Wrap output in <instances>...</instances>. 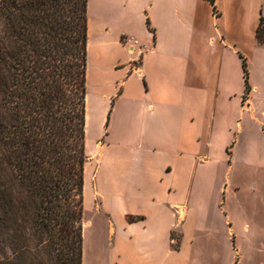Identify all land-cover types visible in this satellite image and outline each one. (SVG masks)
I'll list each match as a JSON object with an SVG mask.
<instances>
[{
  "label": "crops",
  "instance_id": "1",
  "mask_svg": "<svg viewBox=\"0 0 264 264\" xmlns=\"http://www.w3.org/2000/svg\"><path fill=\"white\" fill-rule=\"evenodd\" d=\"M260 17L264 0H88L87 32L93 19L98 32H117V45L128 34L145 47L136 73L137 47L133 54L127 47L108 117L110 142L92 179L99 206L93 211L109 226L108 264H202L195 244L200 235L210 242L217 228L227 239L229 264L237 263L235 240L248 224L196 198L211 194L218 165L232 170L231 142L244 112L236 32L255 35ZM120 125L122 146L113 136Z\"/></svg>",
  "mask_w": 264,
  "mask_h": 264
},
{
  "label": "trees",
  "instance_id": "2",
  "mask_svg": "<svg viewBox=\"0 0 264 264\" xmlns=\"http://www.w3.org/2000/svg\"><path fill=\"white\" fill-rule=\"evenodd\" d=\"M87 2L0 0V264H82Z\"/></svg>",
  "mask_w": 264,
  "mask_h": 264
},
{
  "label": "rangeland",
  "instance_id": "3",
  "mask_svg": "<svg viewBox=\"0 0 264 264\" xmlns=\"http://www.w3.org/2000/svg\"><path fill=\"white\" fill-rule=\"evenodd\" d=\"M97 28L96 22L91 19L86 41L85 152L88 159L84 168L82 264L109 262V226L102 212L93 211L94 207L98 209L99 206L97 197H91L92 179L96 164L99 163L101 147L110 142L107 135L108 117L114 104L113 95L120 90L115 82L125 72L124 60L129 53L121 36L130 35L121 34L117 45V32H98ZM236 34L239 52L246 59L250 88L248 94L243 95L242 131L239 135L234 134L231 142H235L232 170L226 172L223 163L218 165L211 194L197 197L196 200L205 207L223 205L235 213L240 225L248 224L249 230L244 233L240 229L236 237L238 261L235 263L234 260L233 263L264 264V41L258 43L254 32ZM235 58L240 70L237 83L241 84L244 91L241 59L237 55ZM240 84L234 85L235 88L238 89ZM237 110L238 105L232 106V113L236 114ZM113 133L122 146L124 132L121 125ZM107 153L105 148L104 155ZM107 166L104 161L100 176L107 173ZM99 185L105 186V182L101 179ZM224 185L227 187L222 195L223 190L220 188ZM105 200L104 203L108 204L109 198ZM216 231L219 234L213 236L210 242L200 235L201 243L195 244L202 264H229V258L232 257L223 229L217 228ZM173 241L172 245L176 246V240Z\"/></svg>",
  "mask_w": 264,
  "mask_h": 264
},
{
  "label": "built area",
  "instance_id": "4",
  "mask_svg": "<svg viewBox=\"0 0 264 264\" xmlns=\"http://www.w3.org/2000/svg\"><path fill=\"white\" fill-rule=\"evenodd\" d=\"M121 40L124 44L127 45V47H130L131 48V51L130 53L133 54L134 51H133V47H137V55L136 57L132 60V64H131V71H133L134 73L138 72V68H139V65H140V57L141 55L143 54L144 50H145V47L144 46H141L137 39L134 38L133 36H125V35H122L121 36ZM173 239H172V243H173Z\"/></svg>",
  "mask_w": 264,
  "mask_h": 264
}]
</instances>
